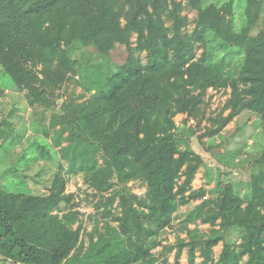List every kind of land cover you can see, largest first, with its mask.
<instances>
[{
	"label": "trees",
	"instance_id": "16d2710c",
	"mask_svg": "<svg viewBox=\"0 0 264 264\" xmlns=\"http://www.w3.org/2000/svg\"><path fill=\"white\" fill-rule=\"evenodd\" d=\"M187 3L198 11L192 32L185 29L189 17L181 0H0L2 68L27 91L32 106L53 111L49 126L67 172L83 174L106 220L85 245L77 211L60 210L75 200L66 191L62 163L46 195L0 184V264H180L186 247L189 264L198 249L201 264H264V147L249 157L248 198L235 190L228 168H219L217 177L207 169L205 186L194 189L203 160L182 169L189 152L178 157L182 138L175 120L183 113L199 127L208 89L230 88L204 136L221 134L245 110L264 121V27L253 33L259 0H248L239 30L233 2ZM213 39L242 50L237 69L213 59ZM117 49L125 53L121 61L115 60ZM138 51L147 53L146 61ZM75 75L86 81L90 97L57 106V90ZM241 154L242 148L232 152ZM116 168L127 180L143 182L145 194L118 185ZM197 199L202 201L193 217L209 224L210 232L188 228V240L164 247L176 249L175 261L160 259L153 251L160 237L179 207ZM221 242L216 259L214 247Z\"/></svg>",
	"mask_w": 264,
	"mask_h": 264
},
{
	"label": "rangeland",
	"instance_id": "374dc122",
	"mask_svg": "<svg viewBox=\"0 0 264 264\" xmlns=\"http://www.w3.org/2000/svg\"><path fill=\"white\" fill-rule=\"evenodd\" d=\"M181 1L184 6L182 14L189 17V23L185 29L192 32L198 11L191 8L187 0ZM204 2L205 4L214 3L220 7L227 2H233V17L237 30L247 21L248 0H204ZM259 4V13L256 16L253 33L264 27V0H259ZM167 24L171 25V21L167 20ZM133 39L136 41V35H133ZM210 49H212L213 59L216 62L225 61L228 70L237 69L243 61L241 49L220 47L214 39L210 42ZM202 50L203 46L198 45V56L201 55ZM124 55L122 49H117L115 60L121 61ZM137 55L143 61L147 60L145 51H138ZM84 82L86 83L78 75H75L74 80H68L62 88L57 90L55 99L57 106L71 98L81 101L90 97V93L84 91ZM230 92V88L208 89L205 95V116L199 127H195L198 121L188 119L186 114L180 113L175 117L177 131L182 138L181 152L178 157L182 155L184 158V153L189 152L183 162V170L195 162L198 157L203 160L193 181L194 189L205 186L208 179L207 169L210 170L211 176L217 177L219 168L223 170L228 168L230 170L228 179L234 184L235 190L244 198H248L251 180L249 157L264 147V121L257 113L245 110L235 117L221 134L204 136L206 130L212 126L210 118L222 110L230 97ZM82 94L85 96L82 97ZM52 114L53 111L50 108L44 109L42 105L32 106L27 91L14 84L13 79L4 72L0 63V184L14 192L46 195L50 191L57 171L61 170L60 164L62 163L64 165L63 174L68 180L66 191L73 193L75 200L73 201L74 206L63 202L60 210L66 211L72 208L77 211L78 222L84 225L82 240L87 245L89 233L96 226L103 227L106 220L101 210L97 208L92 196L93 190L85 183L83 174L67 172V161L61 158L59 146L54 143L55 130L49 126ZM49 129V134H47L46 131ZM235 130H238L237 134L232 136ZM223 139L226 143L218 147L217 144ZM42 148L46 152H43ZM237 148H242V154L232 155ZM114 178L118 185L124 186L132 193L144 195L146 192V185L143 182L127 180L121 169L116 168ZM213 184L208 187H212ZM201 201V199L192 200L179 207L173 226L169 227L167 232L160 237L161 245L153 250L160 259L167 257L170 262L175 261L176 249L166 252L164 247L180 240H188V228H196L201 235L210 232L209 224L201 223L199 219L193 217V212ZM222 247V243L214 247L216 259ZM164 251L165 253L162 254ZM44 254H48L47 251H44ZM202 260L203 257L198 249L195 264H201ZM179 263L189 264L187 247L184 248Z\"/></svg>",
	"mask_w": 264,
	"mask_h": 264
},
{
	"label": "crops",
	"instance_id": "0c3cea01",
	"mask_svg": "<svg viewBox=\"0 0 264 264\" xmlns=\"http://www.w3.org/2000/svg\"><path fill=\"white\" fill-rule=\"evenodd\" d=\"M195 180V179H194ZM192 185H193V183H192ZM222 243V242H221ZM219 245V244H218Z\"/></svg>",
	"mask_w": 264,
	"mask_h": 264
}]
</instances>
